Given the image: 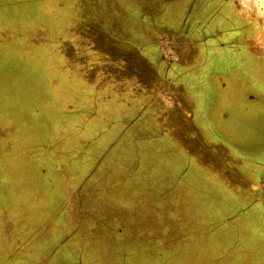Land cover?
Returning a JSON list of instances; mask_svg holds the SVG:
<instances>
[{
    "label": "rangeland",
    "instance_id": "374dc122",
    "mask_svg": "<svg viewBox=\"0 0 264 264\" xmlns=\"http://www.w3.org/2000/svg\"><path fill=\"white\" fill-rule=\"evenodd\" d=\"M168 1L0 0V264H264V205L178 160L262 162L264 46L239 57L241 5Z\"/></svg>",
    "mask_w": 264,
    "mask_h": 264
},
{
    "label": "crops",
    "instance_id": "0c3cea01",
    "mask_svg": "<svg viewBox=\"0 0 264 264\" xmlns=\"http://www.w3.org/2000/svg\"><path fill=\"white\" fill-rule=\"evenodd\" d=\"M219 23L225 25L224 22H219ZM245 24L246 23L244 22L241 25H235L234 26L237 29L236 35H234V43H238L239 41L240 42L241 41L248 42L249 40L254 39L255 44L257 43V46L255 47L256 50L254 49V53L256 55H258V54H260V51L262 50V47L264 46V30L262 31V33H263L262 40L260 39L261 35H254L252 37H248V35H249L248 30H246L245 35H242L241 33H239V31L243 30L242 28H244V26H246ZM217 30H218V32L220 31V29H217ZM232 31H233V28H232L231 32ZM204 33H205V31H204ZM213 35L216 36V34H214V33H213ZM193 41L196 42V41H201V40H197V39L194 40L193 39ZM237 48H239V51H241L239 53V57L240 58L243 57L242 51H244L245 53H248V52L245 51V49L243 47V44H242V46H237ZM255 51H258L259 53H256ZM236 54H238V52H236V51L229 52L227 57L231 58L232 56H234ZM247 58L248 57L246 56V58H245L246 61H248ZM165 68L167 69V66H165ZM168 81H170V80H168ZM160 99H162V98L160 97ZM204 143H206V142H204ZM199 145H196L193 150H189V149L187 150L184 147H180L179 151L181 152V154H179L178 160L181 161V163L182 162H186V163L188 162L192 167H195V168L199 169L200 173L208 174V175H205V176L208 177L210 180H212L213 183H215L214 184V187H215L214 189H216V187H218V190L219 189H224L222 191L224 193L228 192V190L234 191L235 193H236V190H240V193H241L240 197L243 196V200L249 199L250 198L249 196H250V194L252 192H251L250 185L246 184V182H245V179L248 178V175L245 172L239 171V177L238 178H236V177L227 178L224 175V173L216 172V170H214V168H213V165H211L212 161L210 160V154H211L210 146L207 143H206V145H200V146ZM197 146L199 147V153L197 152ZM221 149H224L223 150L224 152L221 151V154L224 153L225 155H230L231 157H234L237 160H243V158H240L239 156H237L233 151H231L229 149H225L223 147ZM216 154H217V156L221 155L217 151H216ZM190 160H192V162ZM261 160H262V162H258V164H256V162H255V166L256 167H253V168H260V169L264 170V156H263V159H261ZM204 162H207L208 165H210V166L205 165ZM243 162H246V161L243 160ZM183 165H185V164H183ZM249 168H252V167H249ZM216 192H218V191H216ZM222 192H220V193H222ZM249 201H253L254 202V201H256V198L252 197V198L249 199ZM253 202H252V204L255 203V202L254 203ZM256 204H257L256 206H259V204H262V203H260L259 200H258V202ZM226 207L229 208L228 204L224 203V206H223L224 213L227 212V208Z\"/></svg>",
    "mask_w": 264,
    "mask_h": 264
},
{
    "label": "flooded vegetation",
    "instance_id": "af4514ba",
    "mask_svg": "<svg viewBox=\"0 0 264 264\" xmlns=\"http://www.w3.org/2000/svg\"><path fill=\"white\" fill-rule=\"evenodd\" d=\"M166 4L172 5L174 3L173 0H169L168 2H166ZM224 4L232 5L234 8L238 7L237 5H241V7H239L238 10H240L241 19L246 23L245 24L246 26H244V28H242L243 30H240L239 33L245 35L246 30H248L249 32L248 37H252L254 35H261L260 39L262 40V35H263L262 31L264 30V27L262 26L261 21L256 16L253 18L251 17V19H249L248 16L250 15V8L248 6L249 3L245 2L244 0H209V5H224ZM244 5L247 6L249 12L246 10V7H244ZM206 29L208 28H204L203 26L199 28V30L202 31H206ZM213 33L219 36V32L216 27H214ZM198 42L201 41H197V43ZM244 43L245 44L243 45V47L245 51H247L248 53L254 52V49L257 46V43L255 44L254 39H251L248 42H244ZM255 52L259 53L258 51ZM166 61L168 62V64L175 65V62L173 60H171L172 62L168 60ZM229 159L235 165H232ZM210 160L212 161L214 170H216V172L224 173V175L227 178H233V177L238 178L239 171L245 172L248 175V178L245 179V182L246 184H249L251 187V192L253 195L252 197L256 198V201L254 202L257 203L259 200V202L264 205V173H263L264 170L263 169L253 168V167L246 169L243 160H237L234 157H231L230 155H225L224 153H222L220 156H217L216 153L213 154V152H211Z\"/></svg>",
    "mask_w": 264,
    "mask_h": 264
},
{
    "label": "trees",
    "instance_id": "16d2710c",
    "mask_svg": "<svg viewBox=\"0 0 264 264\" xmlns=\"http://www.w3.org/2000/svg\"><path fill=\"white\" fill-rule=\"evenodd\" d=\"M9 11H10V8H9ZM2 12H3V9H2ZM32 18L34 19V15L32 16ZM37 18H39V16L37 15V17H36V19ZM48 19H50V18H48ZM52 19V18H51ZM50 19V20H51ZM39 20V19H38ZM48 22L46 21L44 24H47ZM33 24H34V22H33ZM35 24H36V22H35ZM5 23H3V24H1L0 25V27H2V28H4L5 27ZM5 29V28H4ZM5 30H7V29H5ZM9 48H11V47H9ZM11 49H13L14 51H15V48H11ZM11 49H9L10 51H11ZM1 65V64H0ZM0 97H6L7 98V104H9V103H12V102H15L14 100H13V98L10 96V95H7L3 90H1L0 89ZM17 103V102H16ZM130 108V107H129ZM121 110V113H120V115L121 116H123V117H131L132 118V115H131V110H128L127 109V107H123V108H121L120 109ZM83 111H79V112H73V114L75 115H81L82 116V113ZM134 117V116H133ZM89 120H91V119H89ZM127 120L128 119H126V120H123L124 122H121L120 121V123L121 124H126L127 123ZM85 122L86 121H84L83 122V125H81V124H79V128L78 129H80V128H83V127H85ZM42 125V124H41ZM132 128V127H131ZM97 129H93V132H97L96 131ZM127 132L128 131H130V129H128V130H126ZM127 132H124L121 136H123V137H126V135H127ZM23 133H24V131H23V129L22 128H20V127H18L17 126V131L16 132H12L11 133V137L12 138H14V139H16L15 140V143L16 144H18V146H19V143L21 142V143H23L22 144V146L23 147H25L26 149H27V152H28V154H31V156H33L34 154L36 155V156H38V154H39V151L38 150H35L36 149V144L33 142L34 141V139L36 138V137H38V135L37 134H33V135H35V136H31V137H29L28 139H26V140H24L23 139ZM85 137V136H84ZM17 138H18V141H17ZM145 144H146V141H145ZM141 149H142V147H140L139 148V150L141 151ZM20 152H22V150L20 151ZM81 153V154H83V151L80 149V148H78V149H74V153ZM152 152V151H151ZM141 154H143L142 152H140ZM73 154V153H72ZM145 154H147L146 152H145ZM152 154L154 155V157L156 158V159H158L159 161H161V155L160 154H158L157 152H152ZM34 158V160L36 161V160H38V158H36V157H33ZM90 165V164H89ZM151 165H153V164H151ZM86 168H88V167H86ZM88 169H92L91 168V165L89 166V168ZM92 172V171H91ZM90 172V173H91ZM150 175L151 176H154L155 175V173L153 174H151L150 173ZM149 175V176H150ZM50 181H52V179L50 180ZM142 185H143V182H140ZM8 195V194H7ZM15 196V195H14ZM13 201H14V198L12 199ZM60 204V203H59ZM59 204H58V206H59ZM57 206V208H59Z\"/></svg>",
    "mask_w": 264,
    "mask_h": 264
}]
</instances>
